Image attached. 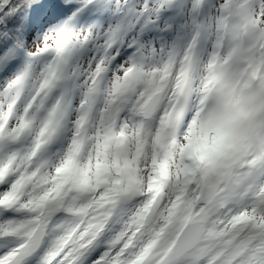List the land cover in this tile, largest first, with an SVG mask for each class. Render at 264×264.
Instances as JSON below:
<instances>
[{
    "label": "snow or ice",
    "instance_id": "6c2138e0",
    "mask_svg": "<svg viewBox=\"0 0 264 264\" xmlns=\"http://www.w3.org/2000/svg\"><path fill=\"white\" fill-rule=\"evenodd\" d=\"M0 264H264V0H0Z\"/></svg>",
    "mask_w": 264,
    "mask_h": 264
}]
</instances>
